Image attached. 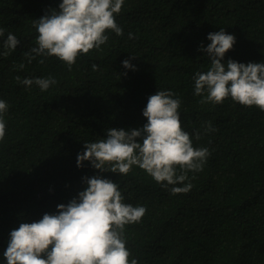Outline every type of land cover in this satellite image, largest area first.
<instances>
[{"label":"trees","instance_id":"16d2710c","mask_svg":"<svg viewBox=\"0 0 264 264\" xmlns=\"http://www.w3.org/2000/svg\"><path fill=\"white\" fill-rule=\"evenodd\" d=\"M62 2L0 0V101L7 105L0 140V264H7L11 231L57 214L58 205L78 199L84 178L94 176L116 183L124 203L146 208L124 229L129 261L264 264V111L230 97L202 104L207 93L195 95L194 81L210 67L202 50L211 44L208 35L221 29L236 38L222 63H264V0H124L114 14L123 35L107 31V42L80 54L71 70L56 57L29 63L25 53L37 46L36 20L59 11ZM8 34L20 44L3 55ZM125 60L134 70L123 66ZM17 76L56 83L42 91ZM158 91L174 93L183 131L194 148L209 150L201 171L165 187L138 166L127 175L100 172L88 161L77 166L85 143L106 139L107 130L143 128V110ZM188 183L189 192L171 193Z\"/></svg>","mask_w":264,"mask_h":264},{"label":"clouds","instance_id":"9594fccd","mask_svg":"<svg viewBox=\"0 0 264 264\" xmlns=\"http://www.w3.org/2000/svg\"><path fill=\"white\" fill-rule=\"evenodd\" d=\"M123 3L124 0H63L59 11L36 20L37 46L25 53L29 63L37 56L56 57L71 70L80 54L87 55L107 42V31L123 35L114 15L120 13ZM3 36L0 28V37ZM208 39L211 44L202 50L210 59V67L194 77L195 95L207 93L200 103L221 104L230 97L243 106L264 111V63L229 60L224 64L221 61L236 43L235 36L221 29L210 33ZM19 44L15 35L8 34L2 54L8 55ZM123 66L133 69L128 60ZM19 67L23 69L24 65ZM92 69L97 71L98 66L93 64ZM16 79L28 87L35 84L42 91L56 83L52 77ZM173 96L171 91H158L148 98L143 110L148 123L143 128L109 129L106 139L85 143V151L77 156V166L83 168L88 161L100 172L121 175L138 166L162 186L184 184L189 171L203 169L209 150L193 147L190 135L181 126L180 101ZM6 111V103L0 101V140L5 135ZM208 130H212L210 125ZM196 138L200 139L199 133ZM84 182L86 188L78 199L58 205L57 214L46 213L39 221L21 223L11 231L4 252L7 264H138L136 259L129 261L123 233L126 225L142 219L146 208L124 203L119 186L109 179L85 177ZM191 188L188 183L172 187L171 193H187Z\"/></svg>","mask_w":264,"mask_h":264}]
</instances>
